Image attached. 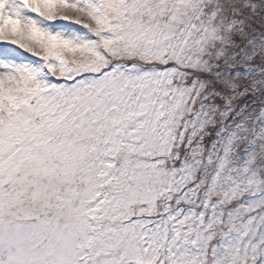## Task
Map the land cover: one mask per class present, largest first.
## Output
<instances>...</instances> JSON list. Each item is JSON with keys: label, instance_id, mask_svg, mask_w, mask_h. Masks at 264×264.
Masks as SVG:
<instances>
[{"label": "snow or ice", "instance_id": "snow-or-ice-1", "mask_svg": "<svg viewBox=\"0 0 264 264\" xmlns=\"http://www.w3.org/2000/svg\"><path fill=\"white\" fill-rule=\"evenodd\" d=\"M0 264H264V0H0Z\"/></svg>", "mask_w": 264, "mask_h": 264}]
</instances>
